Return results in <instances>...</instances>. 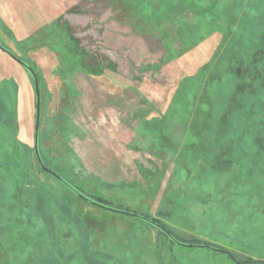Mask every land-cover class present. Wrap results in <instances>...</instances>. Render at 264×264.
<instances>
[{
  "label": "rangeland",
  "instance_id": "374dc122",
  "mask_svg": "<svg viewBox=\"0 0 264 264\" xmlns=\"http://www.w3.org/2000/svg\"><path fill=\"white\" fill-rule=\"evenodd\" d=\"M250 1H212L214 14L229 17L240 3L264 13V0ZM174 2L0 0V43L39 75L48 167L84 194L159 218L177 236L220 246L241 263L264 262V115H243L236 105L221 132L229 146H215L209 128L196 140L194 128L208 117L198 116L203 88L180 110L178 86L210 62L223 34L211 12L195 17ZM182 23L187 32L196 26L189 38ZM4 105L17 119V137L0 124V264H56L60 253L63 264H236L222 252L160 236L142 218L90 204L42 173L34 79L0 49ZM18 143L29 151L30 172L37 171L38 183L28 187L15 182L24 179L22 159L11 158Z\"/></svg>",
  "mask_w": 264,
  "mask_h": 264
},
{
  "label": "trees",
  "instance_id": "16d2710c",
  "mask_svg": "<svg viewBox=\"0 0 264 264\" xmlns=\"http://www.w3.org/2000/svg\"><path fill=\"white\" fill-rule=\"evenodd\" d=\"M168 1L171 6L175 5V2L173 4V0H168ZM177 1L180 4H183V8H184L183 11H188V10L196 11L197 15L195 17L198 16L199 14L198 12L200 11L204 13L206 11L203 17L207 16L208 12H211V15L215 17V20H218L216 24L218 25L217 29L219 34L220 33L223 34L219 47L210 57V62H206L202 64L201 67L196 72V74L188 75L184 77L183 80H181L178 86L179 87L178 91L181 93V95L180 94L177 95L176 98V101H178L179 103L178 108L180 110L181 109L183 110V107L187 102H190L191 98L193 99L198 98L199 93L203 88L202 95L199 96L203 100V103L201 105L200 111L198 112L199 113L198 116L207 115L208 117L204 123H201L202 121L201 118L199 123L194 128V130L195 129L196 130L193 131L194 134L196 133V135L198 136L196 140L200 141V140H205L203 139V137L204 138L208 137V135H206L207 134L206 128L211 129L212 131L210 132V139H211L210 141L212 143L213 141H215L214 145L216 146L220 142L225 143V140L221 139V132L225 131L226 125L224 121L226 119V116L231 113V109L234 106L239 105L240 106L239 111H242V114L244 113L249 115L252 111H260V113L264 115V71H263L264 70V13L263 12L260 13L259 11H257L256 8L259 6L258 4L247 3V8H246L244 7L245 4L242 5V3H240L239 5H241V7L239 12L237 13L234 12L233 15H230L228 17V14L226 13L223 14L219 11H218L219 13L216 12L214 14V12L216 11L215 4L218 3L217 0L215 4L212 3V1L215 0H177ZM201 1H204L203 4L207 3L205 6L213 10L208 11L207 9L202 8ZM244 8H246L245 10L246 14L242 15V17L238 19L241 10H243ZM174 13L175 15H177L175 17H178V13L177 12ZM222 17H224V19L227 20L225 24L221 23ZM192 25H194V23L191 24V26ZM181 26H183V23ZM221 26L223 27L221 28ZM195 27L191 28V32L189 31L187 32L184 27L183 31L185 30L186 32L184 34L188 35L187 37L189 38L190 35L192 36V32L195 31ZM189 42L190 41H188V44H186L188 50H190L194 46V44H191ZM210 73L211 75L210 77H208ZM36 74L39 78L37 72ZM215 81H217L218 83L217 84L218 90L215 93L214 91L211 92L210 96L208 98H205L206 95L204 94V91L208 92L211 88V84L215 83ZM187 97H189V99H187ZM190 107H191V103L190 106L188 103L187 108L190 109ZM187 108L186 110H188ZM207 110H208L207 112L208 114H206ZM220 113L222 114L221 117L218 119ZM0 114H1L0 124L2 125L1 129L3 128L8 129L10 133L14 134L13 136L16 139L17 132L15 131L14 126L17 125V119L15 118V116H13L12 111L9 110L6 107V105H4L3 108L0 109ZM185 117L186 114H184L183 118ZM228 144L229 143L227 144L225 143L226 146H229ZM28 152L29 151H27L26 146L22 145L21 143H18V145L14 147V151L12 152L11 155L12 160L15 161L22 159L23 161L22 167L24 168L23 171H21L20 173L22 176H24V179L21 180L19 178V180L16 179L15 182L17 181L18 185L22 183V185H25L26 187L34 183L35 178L37 179L36 177L37 171L35 170L34 173H31L29 169L31 166L29 167L28 160L27 161L24 160V158H27L26 154H28ZM3 161L6 163V166H10L11 162H7L4 159ZM37 161L40 165L42 173H46L54 177V175L47 173L46 171L43 170L38 160V157H37ZM4 162H2L3 165H5ZM31 169L33 170V168ZM29 175L31 176L29 177ZM58 181L61 182L59 179ZM37 183H38V179H37ZM91 197L107 205H113L111 204V201L109 202L106 198L100 196H96V197L91 196ZM63 207L65 208L64 210L67 213L68 212L70 213L72 211L70 205L68 204L63 205ZM125 209L131 210L129 208H125ZM73 215L74 213L72 214L73 219L76 220L78 224L80 223V226H82L83 224L80 218L79 217L75 218ZM144 215H146L149 218L151 217L147 214ZM151 218L161 223L163 226H165L169 230V232L173 234L177 239L179 238L180 240L188 243L191 242L202 243V244L207 243V242H201L198 239L188 240L182 236H177L171 231V229L168 228L169 225H167L165 222L163 223L159 218L156 217H151ZM155 228L158 234L161 236L163 232L159 228L157 227ZM160 238L161 237H159V240H157V242H160ZM230 253H232L234 257H236L233 252ZM59 256L58 258L57 257L54 258V262L56 264H63V262L65 261L64 255L60 253ZM252 261L253 260H245L243 262L250 263Z\"/></svg>",
  "mask_w": 264,
  "mask_h": 264
},
{
  "label": "water",
  "instance_id": "95a60500",
  "mask_svg": "<svg viewBox=\"0 0 264 264\" xmlns=\"http://www.w3.org/2000/svg\"><path fill=\"white\" fill-rule=\"evenodd\" d=\"M0 49L4 50L5 52L9 53L14 59H16L18 62H20L28 71L29 73L32 75L34 82H35V91H36V119H35V150H36V154L38 157V160L43 168L44 171H46L47 173H50L52 175H54L55 177H57L62 183H64L69 189H71L74 193H76L77 195H79L82 199H84L85 201L89 202L90 204H93L95 206H99L103 209L106 210H112L115 212H119V213H125L127 215L133 216L135 218L139 217L142 218L143 220H145L146 222L152 223L154 226H156L157 228H159L163 233L167 234L173 241L180 243V244H184V245H188V246H198V247H207L210 249H213L216 252H222L224 253L226 256H228L229 258H231L236 264H264V262H252V263H241L237 258L234 257V255L232 253H230L228 250L220 247V246H214L208 243H188V242H184L182 240H180L179 238L177 239L173 234H171L169 232V230L163 226L161 223L155 221L154 219H152L151 217H147L144 214H141L139 212H134L125 208H118L115 207L113 205H107L105 203L100 202L97 199H94L93 197L84 194L82 192L81 189H79L78 187L72 185L69 181H67L65 178H63L60 174H58L56 171L52 170L50 167H48L46 165V163L44 162V160H42V155H41V149H40V125H41V88H40V83H39V79L38 76L35 72V70L33 69L32 66H30L27 62H25L21 57H19L18 55H15L14 52H12L9 48H7L6 46H4L2 43H0Z\"/></svg>",
  "mask_w": 264,
  "mask_h": 264
}]
</instances>
